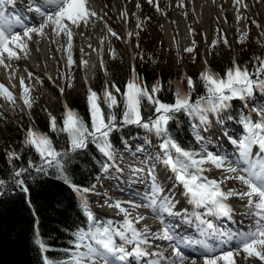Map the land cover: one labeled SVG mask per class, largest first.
Here are the masks:
<instances>
[{
  "label": "snow or ice",
  "instance_id": "6c2138e0",
  "mask_svg": "<svg viewBox=\"0 0 264 264\" xmlns=\"http://www.w3.org/2000/svg\"><path fill=\"white\" fill-rule=\"evenodd\" d=\"M2 2V0H0ZM153 3V0H148ZM241 0H236L239 4ZM48 5L36 6L34 10L39 13L41 20L35 26H23L22 31H15L11 24L0 22V65L9 67L6 60L20 59L19 53L23 52L26 56L29 50V42L35 37L65 36L67 38V61L71 67L75 61L72 55V40L74 28L81 24H87L89 20L98 15L91 9L89 0H45ZM247 7V5H244ZM157 9L159 10L158 4ZM30 10H33L30 8ZM259 27V25H257ZM47 30V31H46ZM112 36L119 38L118 34L111 28L108 29ZM129 36L132 34L129 33ZM227 44V39L223 41ZM216 42H213V45ZM62 47H65L62 45ZM91 47V45H89ZM187 52L194 51L193 48L185 49ZM81 51H83L81 49ZM257 65L254 70H249L247 66H241L233 62L232 67L228 68L223 75L206 69L199 75L200 81L206 91L205 96L198 97L195 101L191 93L195 90V83L191 76H187L188 91L184 92L176 89L173 103L162 102L156 95L162 90V85L157 82L149 87L142 83L136 74L125 85L126 91L123 93V112L121 122L124 125H137L148 131H153L157 136L166 137L160 145L163 157H156L172 173L174 180L183 186V195L187 197V203L195 209L203 208L204 215L212 217H223L229 220L234 214L233 206L228 202L232 197H238L245 201L247 215L252 217V223L247 230H240L235 234L237 247L234 250L222 251L219 254H211L212 249L205 245L204 264H236V256L244 253L245 258L256 259L260 264H264V108L258 111L259 119L252 121L245 118L242 121L244 134L237 139H230V142L238 149V157L233 166L227 156L215 155L202 148L200 152H193L183 148L178 142L168 135V124L175 118L178 112H184L189 117L196 118L200 124L209 123L208 113H219L229 107V102L234 99L245 100L252 97L257 89L264 91V58L256 57ZM87 66V61L82 62ZM135 73V70L133 69ZM31 73L29 77L31 78ZM20 84L24 90L23 102L27 108L33 105V98L30 95L31 89L24 84V79H20ZM112 88L116 93L121 90L115 84ZM59 91L63 94L64 89ZM0 97H3L13 105L16 97L5 85L0 84ZM87 101L91 115V129L74 110L65 105L66 112L63 119V127L59 131L66 132L71 142V149H82L87 147L89 138L91 142L97 144L99 150L111 161L114 160V149L110 140V134L116 130L117 116L111 111L113 108L121 107V101L117 100L116 95L108 89L107 85L102 95L89 88ZM154 106L155 119L148 117L147 121L142 115V108L145 104ZM101 102L107 105L109 111L101 107ZM52 131H57L56 118L50 117ZM195 129V125L193 126ZM206 130V129H205ZM197 140L204 138L197 130ZM23 143L33 147L39 154L43 164L52 166L55 164L62 170V159L66 153L58 151L47 134L40 133L29 128L24 137ZM258 146V151L253 154V147ZM173 152L175 155H173ZM11 156L16 154L10 153ZM199 157V158H197ZM212 164L217 169H222L229 175L222 180L209 179L203 173L207 170L204 164ZM240 165H243L241 167ZM108 165H105V170ZM24 169L16 172L20 176ZM37 171H44L43 166ZM136 174H142L143 168L133 169ZM149 191L142 199L143 205H133L134 208L141 206L150 208L154 213H158L162 227L153 232L147 225L138 228L137 224L146 219L143 215L131 217V213L121 206V202L112 205L124 214L123 223L119 227L113 226V221H101L88 228L87 231L80 230L77 234L76 252L71 264H132L133 261L139 264L141 260L148 257L155 259L149 260L147 264H160L161 260L169 261V264H185L187 257L181 251L184 243H195L194 241L185 242L178 237L174 227L164 223V214L177 215L173 209L176 203L171 193L164 194L163 182L157 177L155 164L148 167ZM226 180H237L246 186V190L237 191L236 189L225 190L221 187ZM4 180L0 179V186L4 185ZM23 184L22 180L17 181ZM77 192L87 193L91 189H80L73 185ZM27 192V188H23ZM131 203V202H129ZM187 212V209L184 210ZM90 221L95 220L94 214L86 211ZM199 222L201 234L204 236L215 235L218 239L223 238L226 242L232 238V234L225 233L203 215L193 213ZM167 241L172 248V256L164 257L162 251H151L153 241ZM119 241V242H118ZM158 247V246H157ZM83 248V251L80 249ZM41 249L47 248L41 243ZM45 264H60L59 261L45 257ZM190 264H196L195 260Z\"/></svg>",
  "mask_w": 264,
  "mask_h": 264
},
{
  "label": "trees",
  "instance_id": "16d2710c",
  "mask_svg": "<svg viewBox=\"0 0 264 264\" xmlns=\"http://www.w3.org/2000/svg\"><path fill=\"white\" fill-rule=\"evenodd\" d=\"M110 55L108 72L112 78V85L115 84L121 90L120 93L114 90L113 94L121 101V107L111 109L115 112L119 125L110 134L114 146L131 135L154 132L137 125L122 124L123 93L126 91V83L132 79V72L128 69L119 48L113 47ZM209 55L211 70L220 75L232 67L233 62L247 66L251 71L258 63L255 58H264V41H260L257 46L251 44V48L245 51L246 57L242 56L239 62L229 57L223 45L217 42L211 45ZM156 62L157 59L151 54L140 57L136 60L135 74L146 86L151 87L157 82L162 85V90L156 94L162 102L173 103L178 87L181 91H188L187 76H191L195 83V90L191 93L193 101L206 95L204 85L199 79L201 71L186 73L184 83L177 78L179 73H170L163 67L159 69ZM181 84L187 86L183 88ZM98 88L96 92L102 95L100 86ZM246 100L256 110L264 108V91L257 89L254 95ZM13 106L19 110L17 101ZM69 106L91 129L89 104L84 99L76 97L69 101ZM101 107L106 112L109 111L103 102ZM245 110L242 100L234 99L229 102V107L221 112L208 113V124L220 122L224 113L233 114L241 119L240 114ZM65 112V107L58 101L56 106H49L44 111H31L28 119L20 110V123L13 122V125H9L10 132L0 127V179L5 182L0 186V264H45V257L59 261L60 264H71L76 252L77 234L80 230L89 228L86 211L92 196L90 191L77 192L73 185L80 189H93L96 175L108 158L99 150L97 144L91 142V138L86 148L71 149L68 134L59 131L63 127ZM155 114L154 106L145 101L142 108L145 120L147 121L148 117L153 118ZM51 116L56 118L57 131L51 129ZM0 119L7 121L1 114ZM29 121L36 124L40 133L49 136L58 151L66 153L62 159V170L55 164L52 166L43 164L35 149L23 143L26 133L21 130L20 125L27 128ZM193 123L200 124L198 119L178 112L167 126L168 135L186 150L200 152L202 147L188 134ZM13 152L16 156L10 155ZM41 166L44 171H37ZM21 169L24 171L20 176H16L15 173ZM19 180L23 181L22 185L17 183ZM23 188H27V192L23 191ZM41 243L45 245L47 251L41 249Z\"/></svg>",
  "mask_w": 264,
  "mask_h": 264
},
{
  "label": "bare ground",
  "instance_id": "6f19581e",
  "mask_svg": "<svg viewBox=\"0 0 264 264\" xmlns=\"http://www.w3.org/2000/svg\"><path fill=\"white\" fill-rule=\"evenodd\" d=\"M27 1H32V3L34 4L30 5V3ZM256 1L257 0H241V2L237 4L236 0H164L163 3L162 0H154L153 3H149L148 0H141L139 5H135L132 2V9H129L131 0H125V3H127L128 6L125 5L122 10L119 11L120 16H122V21L119 22V24L123 29V39L126 43V48L129 52V55L133 56L134 48L130 45V42L133 41L132 39H134L133 37L138 25L137 22H133V12L142 10L147 13H152L153 10L157 8L158 4L160 5L159 7L163 9V11H160L158 14L154 15L152 22H161L160 26L167 39H169V42L170 40L175 41L176 38H178L181 47L187 49L190 40H194L195 38V36H193L194 31L200 29L203 32L205 46H208V40L211 36H213V33L216 30L217 23L223 22L225 29H227L228 33L231 34L233 39L236 31L238 29L242 30L246 26V22L244 21V13L247 9H250L255 14L260 15V11L254 4V2ZM89 4L91 9L97 12L98 15L91 18L87 24H81L80 27L74 28L72 54L80 59L79 67L82 69L85 76L88 79H92L94 75L98 73L102 63L105 62V58L108 56L111 49V46L108 44L110 36L113 38L114 36H112L111 33L110 35H108L105 32V28L109 29L107 22H111L110 13L104 8V6H106L105 0H89ZM244 5H247V7H245ZM36 6L47 7L48 5L45 3V0H2V2H0V16L4 18H0V21H4L6 18L7 24L13 25L15 22L19 23V21L25 22L29 17L33 20L27 22V26L38 25L41 17L39 13L34 10ZM30 8L33 10H30ZM14 25L12 27H14ZM23 26L25 25L16 27L14 30L22 31ZM129 33H131L132 35L129 36ZM66 44L67 38L63 35L56 36L52 34L50 37L47 35L43 38L35 37L33 41L29 42V50L26 56L23 52H21L19 53L21 56L20 59L6 60L5 62L9 64L8 68L0 65V84L5 85V83H7L9 87H11L15 92H17L20 97L23 98L24 90L20 84V79L23 78L24 84L29 86L31 89V97L35 96L36 94H34L29 73L32 74L31 77L35 76L34 72L36 71V68L39 70H42L43 68L49 70L52 74V70L54 69L55 63L57 62L56 58H60L63 61L67 59L68 53ZM62 45H64L65 47H62ZM89 45H91V47H89ZM81 49L83 51H81ZM83 61H87V66L82 63ZM226 127L227 126H225V128ZM228 129L231 136L235 137V135H237L236 133H240V131L234 130L231 125L228 126ZM197 130L199 131V134L203 136V133L201 132L203 130L197 127L196 130L193 129L192 131L195 135H197ZM146 140H149L151 142L154 141L153 143L156 146L154 148L155 151L149 149L148 151L146 150V153L141 152V155H143L144 159L135 163L132 162L130 166V181L131 179L132 181L131 185H129V183L127 185V189L130 191L126 192L128 193L127 196L129 197H127L126 199H117V197H120V195L113 192V190L115 189L110 190L115 195L111 194L110 192L105 193L103 191L102 194L98 195V199H100L101 201L98 202L97 206L102 207V209L107 213L114 215L113 221L117 227H119L123 223L124 214L120 212L118 208L112 205H115L117 202H121V206L123 208H126L131 213L130 218L136 217L138 215H143L144 217H146L145 220L140 221V223L137 224L138 228H142L144 225H147L153 232L160 229L161 222L157 218L158 213H154L152 209L145 208L143 206L139 208L133 207V205H143L145 203V201L142 199V196L149 191L150 181L148 177V167L154 163L156 175L163 182L164 194L168 195L169 193H171L175 201H178V203H176L175 205V208L173 209V211L179 214L178 220L181 221V215V217L183 218V227L190 229L193 226L197 228V231H199L198 234H193L190 236L187 235V238L202 237L203 241L210 243L213 247L214 243L220 244L219 250L215 248L216 250L212 253H208L209 255L219 254L222 251L229 250L227 248L228 246H225L229 239L225 242L223 238L218 239L215 235L206 237L201 234V231L199 230V222L196 220L193 213L196 212L200 215H203L205 219L210 220L213 224H215V221H222L223 223H225V225L221 224L218 228L225 233L232 234L234 237L233 240H236L234 235L235 231H230V228L236 231L247 230V228L252 223V217L247 215V209L244 206L245 201L239 199L238 197H232L228 201L234 209V214L231 220L223 217H212L204 215L205 210L203 208L195 209L193 205L187 203V197L182 194L184 191L183 186L174 180V173H172L162 162H160V160L156 159V157H161V159L163 157V153L160 156L159 152L162 151L160 145L164 140H162L158 144L157 140L154 138H148ZM207 140L208 143L210 142V147L216 148L217 144L220 145L219 153L221 155L227 156L230 161H233V163H235V158H232L229 152V150L234 149L232 143L231 145L224 142L219 143L221 139L216 136L210 138L207 137ZM211 144H213V146H211ZM203 146H205V144ZM147 147L150 148V146ZM252 151L253 154H255L258 151V146H254ZM157 152L158 154H156ZM234 152L238 156V151L236 149H234ZM141 155L140 157H142ZM240 166L243 167V165ZM211 167L212 174L218 173L220 174V177L225 178L229 175H234L231 173H227L222 169H217L212 164ZM133 168H143L144 171L142 174H136L133 171ZM211 178L217 179L215 176H212ZM135 182H138V184ZM225 182L227 183L224 185L225 187L221 186L225 190H246V186L237 180H226ZM139 186H145L147 189L145 191L142 189H138ZM185 209H187V212L184 211ZM173 216L174 215L170 217L173 218ZM168 222L171 223V219H169ZM97 223L99 222H97L95 218L92 226ZM189 223L192 226L188 225ZM221 226L224 228H222ZM182 234L185 235L184 233ZM151 251H162L164 257H171L173 252L167 241L159 240L153 241V247ZM183 254L185 255V257H187L185 264H190V261L192 260H195L196 264H204L206 252L198 253L190 251L183 252ZM245 255L246 254L241 252L240 255L236 256V264H260V262L256 259H246ZM152 259L155 258H145L144 260H141L139 264H147V262ZM133 262L134 264H136L135 261ZM160 264H169V261L161 260Z\"/></svg>",
  "mask_w": 264,
  "mask_h": 264
},
{
  "label": "rangeland",
  "instance_id": "374dc122",
  "mask_svg": "<svg viewBox=\"0 0 264 264\" xmlns=\"http://www.w3.org/2000/svg\"><path fill=\"white\" fill-rule=\"evenodd\" d=\"M163 1L164 0H162V3ZM132 2L135 5H139L141 0H131L129 9H132ZM105 4L106 6H104V8L110 13V17H111V22L109 21L107 22L108 27L111 28L113 31H115L118 34L119 38H117L116 36H114V38L110 36V40L108 44L111 46L110 47L111 49L109 51L108 56L105 58V62H103L102 65L100 66L98 73H96L92 79H88L85 76L82 69L79 67L80 59L74 56V54L72 55L75 63L71 67H69L68 64L66 63L67 59L63 61L60 58H56L57 62L55 63L54 69L52 70L53 72L52 74L47 69L42 68V70H39L36 68V71L34 72L35 76L31 77L33 91L34 94L36 95L32 97L33 105L30 109L27 108V106L24 104L23 98L20 97L12 88H10L7 83H5L6 85L5 87H7L9 91H11L14 94V96L16 97V101L19 104V110L15 109L12 106L9 107L8 105L9 103L5 99H3V97H0V114L3 115L7 120V121H3L0 119V127L5 128L6 132L11 131L9 125H13V122L17 124L20 123V115H19L20 110L24 112L26 118L28 119L31 115V111H35V112L44 111L49 106H53V105L56 106L58 101L64 107L65 105H67L68 108H70L69 101L75 99L76 97H79V99H84L88 103L87 96H88L89 88H91L94 91H96L97 89L98 91L99 86L102 93L105 88V85H107L108 89L111 90L114 94V89L112 88V78L108 72V61L110 60V56H111L110 54L113 47L119 48L121 50L125 59V63L128 69L131 70L133 75L135 74L133 72V69L135 68L134 70H136V60H138L140 57L143 56L145 57L148 54H151L157 59L156 65L159 67V69L163 67L165 69L167 68L170 71V73H176V72L179 73V76L177 78L185 83L186 81L185 75L189 71L197 70L203 72L206 69L211 70L212 66L210 63L209 52H210V47L214 41L217 43H221L225 49V52L229 55V57L233 58L234 60L237 59L238 62L243 58L242 56L246 57L245 51H248L251 48V44L257 46L259 45L260 41H264V0H257L256 2H254L257 9L260 11L259 12L260 15L255 14L250 9L246 10V12L244 13L245 19L243 18L244 21L246 22V26L244 27L245 29L244 28L242 30L238 29L233 39L231 34H229L227 29H225L223 22H219L216 24V30L214 31L213 36H211L212 39L210 37V39L208 40L209 41L208 46H205L203 32L200 29H198L197 31L195 30L193 34L195 38L194 40L193 39L190 40L187 46V48L191 47L194 49V51L192 52H187L185 50L186 48H182L178 38H176L175 41L170 40L169 42V39H167L165 33L163 32L160 26L161 22L160 23L152 22L153 16L158 14L160 11H163V9L159 7L160 5H158L159 10L155 8L152 13H147L142 10L133 12V17H134L133 22H137L138 25H137V30L135 31L133 37L134 39H132L133 41L130 42V45L133 46L134 48L133 56H130L126 48V43L123 39L124 38L123 29L119 24V22L122 21V16H120L119 11H121L125 5L126 6L128 5L127 3H125V0H120V1L105 0ZM257 25H259V27ZM105 32L108 35H110L108 28H105ZM143 38L145 40H143ZM224 39H227V44L223 42ZM144 41L146 43H144ZM211 71L216 73L213 70ZM181 86H183L184 88L187 85L181 84ZM60 88L64 89L63 94H61V92L59 91ZM246 103L250 107V103L248 102ZM223 115H224L223 116L224 125L222 127H216V126H220L221 124L214 123V125L210 127L213 128L215 131L213 130L201 131L203 133L202 135L204 138L201 142L204 143L205 146L208 148V150L214 153L215 155H221L219 153L220 145L217 144L216 148L210 147V142L208 143L207 137L210 138L216 136L221 139L219 143L224 142L231 145L229 138L238 140L241 135L240 136L235 135V137L231 136L229 133L228 126L231 125V127H233L234 130L240 131L242 135L244 132V127L234 122L233 115L225 116L226 113H224ZM155 117L156 116H154V118ZM258 119H259L258 117H256V120H254V117L251 118V120L254 122L257 121ZM29 122L30 123L27 128L23 127L24 125L23 126L20 125L22 131L26 133L27 130L31 128L33 130L40 132L38 127L33 121H29ZM225 126L227 127L225 128ZM147 136H150V138H154V139L157 138L158 139L157 144L165 139V137L163 136H157L155 132ZM162 137L163 139H159ZM142 138L147 139L146 136ZM129 139L125 142L120 143L119 145L116 144L113 146L114 160L108 161L107 169L108 168L116 169L119 166L122 168V170L118 169L115 172L108 173V176H110V180L112 182L109 181L104 182L102 183L100 188L98 187L99 185L98 182L97 184L95 182V188L93 189V194L95 193V191L98 190L99 194H102L103 191L105 193L110 192L111 194H113L114 192L115 194H119L120 197H117V199H126L127 197H129L127 196L128 193L126 192L130 191L127 189V185L128 183L129 185H131V181H132V179L130 181V177H131L130 166L132 162L135 163L137 161L144 159L143 155H141L142 157H140V155L139 157H137L136 152L146 153V150L148 151L149 149L155 151L154 148L156 147L155 144L153 143L154 141L151 142L149 140H141L138 142L139 143L138 145V144H134L133 142L137 138L134 139L132 138L131 143H129ZM147 146H150V148H148ZM211 146H213V144H211ZM233 148L238 151L236 146ZM159 153L161 156L163 152L161 151ZM156 154H158V152ZM173 154L175 155L174 152ZM125 165L126 167H124ZM233 166H236V164L233 163ZM203 167L207 169L203 173V175L208 177L209 179H212L211 178L212 176H215L217 178L216 180L218 181L224 179L223 177H220V174L218 173L212 174L211 171L212 167L210 163L204 164ZM104 170L105 168L101 172H103ZM107 179L109 180V178ZM135 183L138 184V182ZM104 184H107L106 186L108 189L107 188L105 189L106 186ZM225 184L227 183L225 182L221 186L225 187L224 186ZM142 187L139 186L138 189H142L144 191L147 189L145 186ZM112 189L115 190H113L112 192L110 191ZM96 201L97 200H94V202L92 201V203L87 206V209L89 208L90 210L91 206L98 208L101 211H98L96 209L95 212L92 211L95 216L99 215L102 221H107V220L113 221L112 218L114 215L109 214L107 212L104 213L102 207L96 205L98 203ZM113 226L116 227L114 221H113ZM234 249L235 248H230L229 250H234Z\"/></svg>",
  "mask_w": 264,
  "mask_h": 264
}]
</instances>
